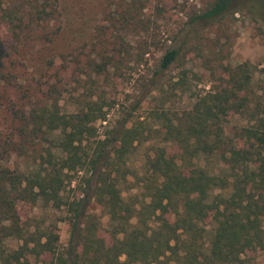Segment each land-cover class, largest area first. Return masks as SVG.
Returning <instances> with one entry per match:
<instances>
[{
  "label": "rangeland",
  "instance_id": "obj_1",
  "mask_svg": "<svg viewBox=\"0 0 264 264\" xmlns=\"http://www.w3.org/2000/svg\"><path fill=\"white\" fill-rule=\"evenodd\" d=\"M214 1L51 0L45 5L54 16L44 20L43 0H0V167L24 170L48 157L49 142L19 150L21 118L42 106L68 117L89 98L108 113L106 122L95 123L94 139L110 137L124 124L136 123L145 132L144 143L134 144L122 186L131 203L144 199L153 152L179 154L167 141L165 116L177 119L216 95L227 97L223 149L247 148L246 130L264 133V0H234L223 16L197 20ZM170 48L182 50L181 62L162 71L161 58ZM196 162L210 172L226 169L221 157ZM83 188V180L74 181L63 195L70 202L81 199ZM18 212L33 230L54 231L58 250L68 248V210L38 201L19 203ZM88 214L109 243L105 210L92 201ZM6 245L14 253L22 242ZM50 261L31 257L29 264Z\"/></svg>",
  "mask_w": 264,
  "mask_h": 264
},
{
  "label": "trees",
  "instance_id": "obj_2",
  "mask_svg": "<svg viewBox=\"0 0 264 264\" xmlns=\"http://www.w3.org/2000/svg\"><path fill=\"white\" fill-rule=\"evenodd\" d=\"M233 1L215 0L197 20L223 16ZM46 5L39 10L44 20L54 16ZM181 59L182 50L170 48L160 69ZM89 99L68 117L42 106L21 118L19 150L44 142L51 148L38 166L0 167V264H29L31 257L51 258L50 264H264V133L250 128L247 148L223 149L227 97L216 95L177 119L165 116L167 141L179 154L169 155L166 148L153 152L139 204L123 197L122 186L134 144L144 143L145 132L136 123L124 124L110 137L94 139L95 123L106 122L108 113ZM202 157H221L226 169L210 172L197 164ZM82 180L84 197L70 202L63 195L67 186ZM38 201L71 213L64 251L57 249L54 231L22 223L19 203ZM92 201L109 217V243L88 214ZM8 240L22 242L20 250H7Z\"/></svg>",
  "mask_w": 264,
  "mask_h": 264
}]
</instances>
